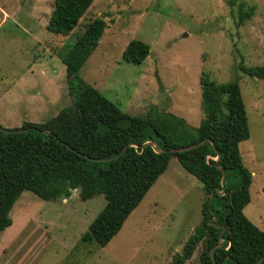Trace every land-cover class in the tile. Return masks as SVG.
Wrapping results in <instances>:
<instances>
[{
	"label": "rangeland",
	"instance_id": "rangeland-1",
	"mask_svg": "<svg viewBox=\"0 0 264 264\" xmlns=\"http://www.w3.org/2000/svg\"><path fill=\"white\" fill-rule=\"evenodd\" d=\"M255 8L237 25L239 6ZM55 0H0V126L43 124L71 105L60 52L96 18L108 28L80 75L123 112L152 108L197 128L203 120L200 77L238 82L249 117L250 139L240 144L252 173L246 217L264 231V80L239 65L264 66V0H95L68 36L48 31ZM140 40L151 48L141 64L123 53ZM204 185L176 158L106 247L82 243L105 208L104 195L83 201L80 190L52 201L25 191L0 236V264H170L202 223ZM200 244L186 264H201Z\"/></svg>",
	"mask_w": 264,
	"mask_h": 264
},
{
	"label": "trees",
	"instance_id": "trees-1",
	"mask_svg": "<svg viewBox=\"0 0 264 264\" xmlns=\"http://www.w3.org/2000/svg\"><path fill=\"white\" fill-rule=\"evenodd\" d=\"M94 1L55 0L48 31L70 35ZM254 14V7L241 3L237 25L243 26ZM107 28L104 18H96L59 54L67 68L70 106L46 123H25L22 128H29L26 133L0 131V236L13 225L11 212L23 192L52 201L70 198L73 191L80 190L83 201L97 195L107 200L81 239L85 244L106 247L167 171L171 159L176 158L203 183L207 198L201 225L170 264H186L200 244L201 264H215L213 250L217 264H257L264 256V231L244 214L251 203L252 173L244 165L240 144L251 134L239 83L219 84L208 74L201 75L204 117L197 128L156 108L144 116L125 113L80 75ZM150 51L148 44L133 40L123 58L141 65ZM239 69L251 78L264 80V66L249 68L241 62ZM204 141V145L188 152H170ZM147 142H155L167 152L159 154L152 147H143ZM118 155L107 162L87 158ZM218 166L226 174L223 196V173ZM224 229L222 247L218 248Z\"/></svg>",
	"mask_w": 264,
	"mask_h": 264
},
{
	"label": "water",
	"instance_id": "water-1",
	"mask_svg": "<svg viewBox=\"0 0 264 264\" xmlns=\"http://www.w3.org/2000/svg\"><path fill=\"white\" fill-rule=\"evenodd\" d=\"M0 131L6 133V134H22V133H26L27 131H29V128H20V129H6V128H3L2 126H0ZM47 135H50L51 133L50 132H43ZM206 143V141L202 142L201 144L199 145H192V146H188V147H181V148H174L173 150H170V152L172 153H181V152H188V151H191L193 149H196L197 147L199 146H202ZM69 148H71L70 146H68ZM143 147H152L154 148V150L161 154V153H165L167 151H161L158 147V145L155 143V142H147ZM126 151V149L122 152L124 153ZM121 155V154H120ZM120 155L114 157V158H110V159H94V158H91V157H87L89 160L91 161H94V162H107V161H111V160H114L116 158H118ZM218 160H220V156L218 157ZM218 169L222 171L223 173V179H222V187H223V191L220 192V195H225L226 194V188H225V184H226V174L225 172H223V170L221 169L220 166H218ZM218 191V189H217ZM225 232V229L224 231L222 232L221 234V238H220V241H219V245H218V248H221L222 247V243H223V234ZM212 254V257H213V260L216 263V259H215V250H213L211 252ZM264 263V256L257 262V264H263Z\"/></svg>",
	"mask_w": 264,
	"mask_h": 264
},
{
	"label": "crops",
	"instance_id": "crops-1",
	"mask_svg": "<svg viewBox=\"0 0 264 264\" xmlns=\"http://www.w3.org/2000/svg\"><path fill=\"white\" fill-rule=\"evenodd\" d=\"M172 159H173V158H172ZM172 159H171V162H172ZM171 162H170V163H171ZM167 170H168V169H167ZM165 173H166V172H165ZM165 173H164V174H165ZM164 174H163V175H164ZM163 175H162V176H163ZM162 176H161V177H162ZM161 177H160V178H161Z\"/></svg>",
	"mask_w": 264,
	"mask_h": 264
}]
</instances>
